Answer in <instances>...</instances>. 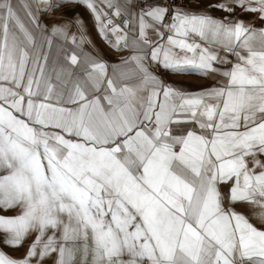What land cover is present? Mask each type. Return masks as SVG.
<instances>
[{"label":"snow or ice","instance_id":"6c2138e0","mask_svg":"<svg viewBox=\"0 0 264 264\" xmlns=\"http://www.w3.org/2000/svg\"><path fill=\"white\" fill-rule=\"evenodd\" d=\"M0 264H264V0H0Z\"/></svg>","mask_w":264,"mask_h":264},{"label":"crops","instance_id":"0c3cea01","mask_svg":"<svg viewBox=\"0 0 264 264\" xmlns=\"http://www.w3.org/2000/svg\"><path fill=\"white\" fill-rule=\"evenodd\" d=\"M66 7L69 9V16H71L72 14L71 10H74L75 12H79L82 14V17L86 24V30L88 32V35L91 41L93 42V44L95 45V48H93L91 45H85L86 50L100 52L109 62H116L120 54L112 51L105 43V41L101 38V36L97 33V30L92 21V17L89 14V12L86 10V8L79 5H67ZM212 14L214 16L224 15V13H220V12H213ZM57 18L59 17L57 16ZM44 19L46 21H50L51 19H53V16L50 13V15H48ZM244 19L246 20L249 19V14H245ZM57 43H63V41H58ZM46 50H48L47 46H46ZM49 51L54 52L55 50L51 49ZM160 74L162 75V78L166 79L167 81L180 85L191 91H195L200 88L210 86L215 82V79H205L204 77L198 75L195 71L186 74H171L169 72L161 70ZM3 250L6 253L15 257H18L23 253V249L19 251H13L11 248H4Z\"/></svg>","mask_w":264,"mask_h":264},{"label":"bare ground","instance_id":"6f19581e","mask_svg":"<svg viewBox=\"0 0 264 264\" xmlns=\"http://www.w3.org/2000/svg\"><path fill=\"white\" fill-rule=\"evenodd\" d=\"M48 15H50V13Z\"/></svg>","mask_w":264,"mask_h":264}]
</instances>
